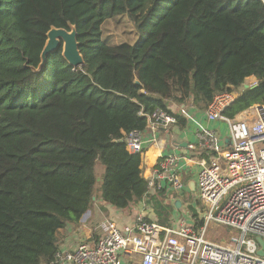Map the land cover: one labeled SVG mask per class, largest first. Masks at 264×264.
<instances>
[{
    "label": "trees",
    "instance_id": "trees-1",
    "mask_svg": "<svg viewBox=\"0 0 264 264\" xmlns=\"http://www.w3.org/2000/svg\"><path fill=\"white\" fill-rule=\"evenodd\" d=\"M124 14L138 40L105 44L103 23ZM68 24L84 64L59 47L33 72L48 30ZM256 75L224 117L264 104V0H0V264L54 263L58 233L90 210L97 185L117 209L140 202L148 181L125 136L156 111L183 126L170 104L206 110ZM173 209L156 200L155 222Z\"/></svg>",
    "mask_w": 264,
    "mask_h": 264
},
{
    "label": "built area",
    "instance_id": "built-area-1",
    "mask_svg": "<svg viewBox=\"0 0 264 264\" xmlns=\"http://www.w3.org/2000/svg\"><path fill=\"white\" fill-rule=\"evenodd\" d=\"M237 97V90L217 94L205 110L208 121L228 124L226 147L220 146L212 131L201 127L198 133L211 152L208 159L198 162L194 179L197 198L204 207L201 217L191 224L171 226L138 218L133 227L125 229L108 222L105 235L95 244L82 243L71 252L57 253L56 260L68 264H130L136 259L139 264H264L255 241L256 237L264 240V104L250 107L235 119L224 117L223 111ZM176 122L174 117L156 111L147 118V129L155 131ZM124 140L130 153L143 154L142 133L131 132ZM176 161L173 156L161 159L155 173L166 181L168 189L182 196L186 186L173 169ZM148 188L163 190V185L148 180ZM208 226L238 235L225 245L216 243L205 237Z\"/></svg>",
    "mask_w": 264,
    "mask_h": 264
},
{
    "label": "crops",
    "instance_id": "crops-1",
    "mask_svg": "<svg viewBox=\"0 0 264 264\" xmlns=\"http://www.w3.org/2000/svg\"><path fill=\"white\" fill-rule=\"evenodd\" d=\"M260 79V75L250 77L245 81L244 85L257 83ZM122 88L125 89L123 86ZM168 108L173 114L180 116L185 121L184 125L182 126L176 122L167 128L159 126L155 131L147 129L142 132L145 144L143 154L140 155V168L143 178L146 181L154 180L160 183L163 185V190H149L140 202L132 203L125 209H117L103 202L99 198V191L96 190L90 210L82 216L78 224L68 223L58 233V254L62 255L71 252L82 243L95 244L105 235L108 222L114 223L119 229H125L133 227L138 218L153 222L157 221V216L154 212L156 200L161 201L164 205L174 206L166 226L177 225L182 222L191 224L196 219L194 217L189 219L187 214L183 212L186 200L191 198L192 204L196 203L197 192L195 186L194 190H191L188 184L194 182L198 170V162L211 156V152L203 146V141L198 138V133L201 127L206 128L215 134L221 147H226L229 137L228 124L219 120L208 121L205 116V110H198L193 106L179 107L175 104H170ZM167 156H173L177 159L173 169L182 176L186 186V191H184L182 196L176 195L171 188L168 189L166 181L156 176L155 171L158 162ZM102 173L103 171L101 170L96 171L98 180H100ZM160 191H163V193H159ZM176 201L180 202L178 208L174 205ZM186 203L190 205V202ZM195 221L199 222L198 220ZM126 262L127 260H124V263ZM52 264L68 263L55 260ZM130 264H139V262L136 259Z\"/></svg>",
    "mask_w": 264,
    "mask_h": 264
},
{
    "label": "rangeland",
    "instance_id": "rangeland-1",
    "mask_svg": "<svg viewBox=\"0 0 264 264\" xmlns=\"http://www.w3.org/2000/svg\"><path fill=\"white\" fill-rule=\"evenodd\" d=\"M139 38V35L137 34L135 30V26L133 23L129 20L127 15H116L110 20H107L103 23L102 26V34H101V39L102 41L109 45V46H115L119 44H134ZM247 85L243 86V89H239V92H243L244 87ZM255 106V105H253ZM103 171V168L99 165L96 164L95 166V172L97 171ZM98 180V179H97ZM98 185L95 187V190H97ZM197 196L195 199V203L190 204L193 206L195 213H196V219L198 217H201L202 214V209L204 208L201 203H198ZM188 203L185 202L183 212L187 214V217L190 219L193 217L191 214V211L188 208ZM186 222V221H185ZM237 232L233 230H229L226 228L222 227H216V226H208L205 230V237L216 242V243H222V244H227L225 243L230 237L232 236H237Z\"/></svg>",
    "mask_w": 264,
    "mask_h": 264
},
{
    "label": "water",
    "instance_id": "water-1",
    "mask_svg": "<svg viewBox=\"0 0 264 264\" xmlns=\"http://www.w3.org/2000/svg\"><path fill=\"white\" fill-rule=\"evenodd\" d=\"M61 47L62 58L73 68L81 67L84 64L82 55L79 51V43L77 41L76 28L73 25L68 24V29L51 27L46 33V41L43 49L40 53V63L33 72L39 73L46 62L47 56L56 51ZM249 87H245L248 89ZM238 97L241 96V92L237 91ZM188 187L194 190V182H190ZM175 207L180 206V202H175ZM255 241L259 245V250L257 254L259 256H264V240L260 237H256Z\"/></svg>",
    "mask_w": 264,
    "mask_h": 264
}]
</instances>
